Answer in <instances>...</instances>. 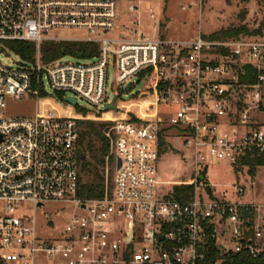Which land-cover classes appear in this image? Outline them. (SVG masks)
I'll return each instance as SVG.
<instances>
[{"label": "built area", "instance_id": "1", "mask_svg": "<svg viewBox=\"0 0 264 264\" xmlns=\"http://www.w3.org/2000/svg\"><path fill=\"white\" fill-rule=\"evenodd\" d=\"M121 14L118 0H0V52L14 53L7 43L37 48L34 60L20 57L15 67L0 61V264H228L244 250L257 258L264 251V205L214 198L204 174L211 164L264 161V41L168 40L121 24ZM69 30L84 36L54 34ZM47 42L92 43L99 54L45 62ZM111 63L124 92L112 100ZM26 97L39 106L34 118L6 116L9 98ZM114 99L116 109L107 111ZM79 100L97 107L87 117L105 124L99 198L79 197L87 119L76 112ZM170 134L181 140L193 169L188 200L157 192V163ZM60 203L74 212L61 231L42 236L37 211ZM46 227L57 229L52 219Z\"/></svg>", "mask_w": 264, "mask_h": 264}, {"label": "rangeland", "instance_id": "2", "mask_svg": "<svg viewBox=\"0 0 264 264\" xmlns=\"http://www.w3.org/2000/svg\"><path fill=\"white\" fill-rule=\"evenodd\" d=\"M120 4V23L133 27L135 31L147 36H159L175 41H194L200 35L209 37L221 30L230 28L246 27L249 33L262 30L264 24V0H118ZM130 5L137 6L135 13H130ZM155 14V19L151 18V12ZM138 21L139 25L132 23ZM55 35L63 38H80L84 34L75 30L55 32ZM258 41H264V29L262 35H247ZM75 61L72 58L64 57L62 61ZM0 61L12 67L22 63L23 60L11 51L0 52ZM118 71L111 63L108 69L107 95L112 100L116 93L123 94L117 83ZM142 84L134 86V94L141 91ZM46 91L62 108L65 105L53 96L52 90L47 86ZM261 94L264 99V82L261 87ZM69 96V95H67ZM125 100L131 97H123ZM77 108L83 111L87 117V112L97 114L98 108L79 100ZM51 114H58L59 110L53 111L49 107ZM36 99L26 97L16 100H7L6 116L15 118H34L39 112ZM161 111H168L163 107ZM77 112V111H76ZM85 112V113H84ZM48 112V114H50ZM80 114V113H77ZM116 116V115H115ZM93 122L96 128L101 129L99 120L87 117L82 122ZM87 124H81V131H88ZM103 134V128H102ZM168 146L160 151L157 163V192L161 195H169L176 186L187 184L193 175V169L186 156L180 139L170 134L167 138ZM107 143V142H106ZM88 144L93 146L94 155L101 158L97 152L102 142L94 134L88 138L84 145H80V154L86 157L88 163L87 170L82 172L84 183L90 182L95 176L96 170L101 176L105 175V168L102 164L96 163L93 154L85 148ZM105 164V163H104ZM113 171L111 170L110 173ZM205 183L208 184L209 192L214 198L224 201H233L243 204L264 205V165H241L231 166L228 163L211 164L205 171ZM244 190V195L239 194V190ZM75 206L65 204H48L36 213L39 234L42 236H52L61 231L67 220L71 217ZM56 222L57 229L50 231L47 227V220Z\"/></svg>", "mask_w": 264, "mask_h": 264}, {"label": "trees", "instance_id": "3", "mask_svg": "<svg viewBox=\"0 0 264 264\" xmlns=\"http://www.w3.org/2000/svg\"><path fill=\"white\" fill-rule=\"evenodd\" d=\"M262 30H258L255 33H249L246 27L240 28H230L228 30H221L218 33L210 35L209 38L213 40H221L227 38L239 37L241 35H262L264 24L262 25ZM9 47L17 54L19 57L32 61L34 60L37 54V48L35 44L32 43H7ZM41 53L43 55V59L45 62H53L64 56H71L78 60H89L96 57L99 54V47L92 43H74V42H47L41 46ZM250 77L245 80V83H253V73L252 70H249ZM252 74V75H251ZM145 91L151 92V88H145ZM59 99H62V95L57 94ZM77 113L82 114L83 111L79 108H76ZM85 113V112H84ZM81 124H87L88 131H81L79 144L84 145L86 140L90 138L92 135H96L97 138L102 142L101 148L97 151L102 156L99 158L96 154L94 155L93 146L88 144L86 146V150L93 154V158L98 164H102L104 166L105 156L108 152V147L106 140L102 134V128H104L105 124H101V129L96 128L93 122H81ZM83 155V154H82ZM249 165H264V161L257 162H246ZM88 163L85 162L82 164V172L87 170ZM104 176H101L98 170L95 172V176L92 181L84 183L81 178V186L79 191V197L83 199L88 198H99L104 194ZM193 192V185L191 182L187 184H182L180 186H176L173 189V196L178 200H188L191 198ZM251 237V234H250ZM220 257L219 252L215 254L214 257L210 258V262L216 261ZM228 264H264V251L260 253L257 258H254L248 250H244L241 253L234 255L233 261H228Z\"/></svg>", "mask_w": 264, "mask_h": 264}, {"label": "water", "instance_id": "4", "mask_svg": "<svg viewBox=\"0 0 264 264\" xmlns=\"http://www.w3.org/2000/svg\"><path fill=\"white\" fill-rule=\"evenodd\" d=\"M66 102L69 103V104L72 105V106H76V104H77V100H76L75 98H67V99H66ZM115 102H116V99H114L113 102H112L111 104L106 105L105 109H106L107 111L116 109V107H115ZM165 144H166V142H165V141H162V142L160 143V146H161V147H164ZM82 161H83V162H86V157H85V156H83ZM118 167H120V162H119V164H118ZM49 225H50V226H53V222H49Z\"/></svg>", "mask_w": 264, "mask_h": 264}]
</instances>
